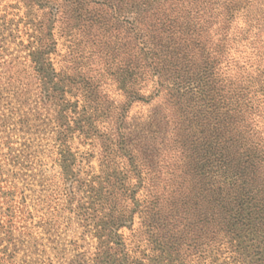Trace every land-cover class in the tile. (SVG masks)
I'll return each instance as SVG.
<instances>
[{
	"label": "trees",
	"instance_id": "trees-1",
	"mask_svg": "<svg viewBox=\"0 0 264 264\" xmlns=\"http://www.w3.org/2000/svg\"><path fill=\"white\" fill-rule=\"evenodd\" d=\"M0 11L53 112L54 181L94 244L77 258L264 264V0Z\"/></svg>",
	"mask_w": 264,
	"mask_h": 264
},
{
	"label": "rangeland",
	"instance_id": "rangeland-1",
	"mask_svg": "<svg viewBox=\"0 0 264 264\" xmlns=\"http://www.w3.org/2000/svg\"><path fill=\"white\" fill-rule=\"evenodd\" d=\"M9 2L13 0H0V8ZM0 25L4 26L3 20ZM3 28L0 32V264H85L77 258L83 255L78 254L93 249V241L89 236L82 238V228L75 215L65 210L67 196L56 185L57 179L54 181L59 169H53L50 159L53 112L47 113L43 108L19 39ZM60 48L64 54L66 49ZM92 164L97 166V160L93 159ZM3 192L13 200L14 217L1 203ZM22 207L26 214H20Z\"/></svg>",
	"mask_w": 264,
	"mask_h": 264
}]
</instances>
